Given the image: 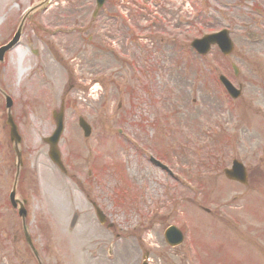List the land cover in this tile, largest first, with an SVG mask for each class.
<instances>
[{
	"label": "rangeland",
	"instance_id": "rangeland-1",
	"mask_svg": "<svg viewBox=\"0 0 264 264\" xmlns=\"http://www.w3.org/2000/svg\"><path fill=\"white\" fill-rule=\"evenodd\" d=\"M40 1L0 0V45ZM49 1L31 13L19 43L0 64V90L12 100L21 137L17 197L27 201V232L43 263L141 264L146 253L151 264H264L252 238L264 234V180L242 188L222 175L235 158L249 173H264V16L250 12L254 6L264 11V0L108 1L107 10L128 28L156 26L148 46L129 44L128 35L127 62L113 36L102 49L99 22L91 19L93 0ZM228 26L232 56L213 49L196 62L189 43ZM160 35L167 48L156 46ZM258 35L261 40H253ZM138 44L140 59H134ZM107 48L122 50L120 60ZM219 73L243 87L239 100L228 98L217 83ZM62 103L65 174L50 162L43 143L54 130L52 112ZM6 116L0 94V264H37L8 204L16 159ZM79 117L91 128L88 139ZM144 120L155 126L150 154L175 177L166 178L127 142L142 131ZM91 202L116 222L113 231L98 223ZM132 207L139 209L138 219H154L124 237L119 229L132 226L123 219L135 221ZM172 209L182 217L171 216ZM202 209L210 210L208 216ZM74 213L79 220L71 228ZM169 225L182 231L180 247L165 244Z\"/></svg>",
	"mask_w": 264,
	"mask_h": 264
},
{
	"label": "water",
	"instance_id": "water-1",
	"mask_svg": "<svg viewBox=\"0 0 264 264\" xmlns=\"http://www.w3.org/2000/svg\"><path fill=\"white\" fill-rule=\"evenodd\" d=\"M211 39H212V37L204 38L202 41L197 42V44L200 43V46L203 47L205 44H207L208 42H210ZM7 49H8V47H7V48H4V49H2V50H0V60H1V58H2L3 53H4ZM8 106H9V105H8ZM57 119H59V121H58V128H57V131L55 132L54 136H53L50 140H48V142H49V144H50L49 155H50L51 159H52L55 163H57L58 165H60L59 162H58V154H57V151H56V149H55V144H56V141H57V138H58V135H59L60 129H61V126H60L61 115H59V116L57 117ZM8 123H9L10 126H11V139H12V141H13L14 143H18V142H19V138L17 137L16 129H15V127L13 126V124H12V122H11L10 119L8 120ZM12 197H13V196H12ZM20 214H21L22 216H24V211H23L22 209L20 210ZM170 232H171V231H170ZM176 235H178L177 238H176V239H177L176 242H177V244H178V243H180V241H181V236H180L179 234H176Z\"/></svg>",
	"mask_w": 264,
	"mask_h": 264
}]
</instances>
